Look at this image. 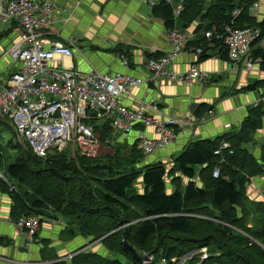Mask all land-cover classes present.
<instances>
[{
  "label": "trees",
  "instance_id": "1",
  "mask_svg": "<svg viewBox=\"0 0 264 264\" xmlns=\"http://www.w3.org/2000/svg\"><path fill=\"white\" fill-rule=\"evenodd\" d=\"M249 3L250 0H213L210 4L205 0H186L185 11L176 22L172 7L165 3L152 11L164 21L166 30L178 25L182 31L192 30L196 37L192 45L199 47L206 45L205 31L230 23L234 10L242 9L235 26L259 27L260 42L264 40V19L257 22L249 15ZM197 17L200 24L196 25ZM222 48L221 42L215 43L213 52L201 56L199 61L220 54V59L228 62L227 52ZM114 51L125 52L131 58L129 48L118 46ZM146 56L158 58L162 53ZM255 57L261 59L264 71V48L258 47ZM263 85L264 80H259L245 90L254 91ZM198 112L196 109L195 114ZM263 118L262 108L250 109L238 129L215 139L189 143L168 163L170 166L162 161L146 163L139 149V155H135L137 141L128 159L115 149L113 155L94 158L80 155L85 164L74 159L63 160L66 152L40 158L29 147L28 151L20 148L17 161L7 166L5 175L3 172L5 180L0 178V182L15 186L13 222L29 216L40 219L60 216L67 223L61 237L67 233L81 235L93 239L89 242L101 241L113 253L128 255L125 261L111 260L96 252L75 249L71 251L76 252L71 262L59 261L62 259L59 257L56 264H144L146 257L141 251L153 257L151 264L162 260L166 264H179L183 259V264H264V200L253 201L247 193L249 181L264 176V141H256L257 132L263 128ZM90 124L103 141L111 137L109 123L99 120ZM0 128L15 133L2 120ZM223 143L229 147L221 149ZM252 144L258 145L259 156L250 149ZM14 146L12 138L9 147ZM217 151L220 153L216 154ZM2 158L0 154V169ZM41 222L33 238L43 245L42 258L46 260L44 252L49 240L40 236L44 223ZM123 225L128 227L118 230ZM238 230L241 235L235 234ZM125 243L138 257L133 256ZM203 249H206V258H203ZM189 255H192L190 259Z\"/></svg>",
  "mask_w": 264,
  "mask_h": 264
},
{
  "label": "built area",
  "instance_id": "2",
  "mask_svg": "<svg viewBox=\"0 0 264 264\" xmlns=\"http://www.w3.org/2000/svg\"><path fill=\"white\" fill-rule=\"evenodd\" d=\"M56 1L5 0L0 4V19L11 22L16 36L1 55L11 61L13 70L6 77L0 75V120L9 123L16 136L40 158L56 152L89 158L104 155L111 140L103 141L90 121L109 123L112 135L121 138L138 132L137 146L146 158L166 149L178 136L194 133L197 125L194 115L156 117L143 104L141 92L146 85H157L163 80L207 86L211 76L199 67V58L211 54L215 43L221 42L222 49L227 52L228 70L242 71L247 76L264 80L262 61L253 54L263 42H259L261 30L257 26H235L242 9L234 10L230 23L205 31L206 45L199 47L192 45L196 39L192 30L182 31L177 27L167 30L170 48L165 52L150 51L162 53V56L147 60L151 77L145 78L126 72L131 68V60L125 52L118 53L120 69L113 73L102 72L93 66L84 71L67 65L76 53L71 39H53L51 29L56 22ZM144 1L151 10L161 3L171 6L175 22L185 11L186 0ZM262 1L250 0L248 13L251 17L257 19ZM71 19L67 16L63 23L67 24ZM189 52L195 57L190 70L178 72L175 65ZM131 101L140 105L133 106ZM151 107L159 111L154 99ZM251 107L264 110V85ZM149 129L154 130L156 137L146 135ZM228 147L223 143L221 149ZM0 178L5 180L1 169ZM14 226L21 235L33 238L41 227V219L38 216L22 217L14 222ZM202 252L206 258V249ZM75 254L69 253L59 261H70ZM152 262L153 257H150L145 264ZM159 264H166V261Z\"/></svg>",
  "mask_w": 264,
  "mask_h": 264
},
{
  "label": "crops",
  "instance_id": "3",
  "mask_svg": "<svg viewBox=\"0 0 264 264\" xmlns=\"http://www.w3.org/2000/svg\"><path fill=\"white\" fill-rule=\"evenodd\" d=\"M4 2L5 0H0V4ZM55 6L56 22L51 29L53 39L60 41L67 38L73 41L72 47L76 54L66 64L77 69L88 71L93 66L105 73L119 70L118 53L114 51L119 46L130 49L131 68L126 72L150 78L146 54L152 50L165 52L170 48L164 21L153 15L144 0H57ZM67 16H72V19L64 24L63 19ZM263 19L264 0L255 20L260 22ZM0 23H4L3 20L0 19ZM0 36H3L0 40V75L6 77L12 72L13 65L8 58H1V55L6 45L13 43L16 37L12 24L8 28L1 27L0 24ZM220 57L199 64L211 76L207 86L199 83L189 86L163 80L157 85L148 84L144 87L141 100L152 115L163 119L194 115L197 119L194 133L178 136L166 149L146 158V163L162 161L168 164L189 143L201 139H215L238 129L248 116L252 109L251 104L259 98L262 87L254 91H247L245 88L262 79L247 76L242 71L228 70V62L222 61ZM194 60L195 57L189 52L175 68L178 72L186 73ZM251 80L252 83H249ZM152 99L158 103L159 111L151 107ZM130 104L140 105L135 101ZM196 109H199L198 114H195ZM137 135L138 132H133L123 138L134 143ZM146 135L156 137L151 129ZM256 141H264V126L257 132ZM250 147L256 155L259 154V151L256 153L258 145L252 144ZM252 189L255 196L260 197L261 201L264 200V176L252 179L249 195ZM12 200L0 189V264H56L57 260L42 258L43 245L38 239L21 235L15 229L11 217ZM45 227L47 229L41 230V238H58L57 226L46 224ZM44 254L47 256L46 251Z\"/></svg>",
  "mask_w": 264,
  "mask_h": 264
},
{
  "label": "rangeland",
  "instance_id": "4",
  "mask_svg": "<svg viewBox=\"0 0 264 264\" xmlns=\"http://www.w3.org/2000/svg\"><path fill=\"white\" fill-rule=\"evenodd\" d=\"M194 1H196V0H194ZM212 1L213 0H205V3L210 4V3H212ZM71 18H72V16H71ZM197 19H199V17H197L195 19V21ZM0 24H1V27L8 28V27H10L11 22H9V23L4 22V23H0ZM195 24L196 25L200 24L199 20H197V22H195ZM177 27L179 28V25ZM257 47L264 48V40ZM257 47L255 49H257ZM255 49L253 50V54L254 55H255ZM240 69H242V67H240ZM249 83H252V80ZM247 87H249V86H247ZM263 126H264V122L262 121V127ZM0 134H1L0 135L1 136L0 137V151H1L0 154L4 156V159L2 158L3 168H1V172L2 173L4 172V175H5V173L7 171V166H10V165L14 164L17 161L18 157L21 154L20 152L22 150L28 151V148H27L28 146H27L26 142L22 138H19L18 136H16V133L13 132V134H12L9 130H6L5 128H3V130L0 128ZM12 138L14 139V143H16V146L9 147V143L12 140ZM108 139L111 140V141L109 143L108 150L104 153V155H106V156L107 155H113V154L116 153L115 149H119L121 151V155L128 156L127 159L129 158V154L131 152V149H132V147H134V143H133L132 140L121 138L120 136H117V135H111V137L108 138ZM17 145H19V146L17 147ZM117 147H120V148H117ZM20 148H22V150ZM138 151H139L138 148H137V150L135 149L134 150V154L135 155H139L140 151L139 152ZM258 151H259V154H260V150H256V153ZM2 152H3V154H2ZM252 152L255 153V151H252ZM56 153H58V152H56ZM27 154L29 156L33 157L31 152H28ZM66 154H65L66 155V159H63V160L68 161L70 159H74V160H76L75 162L80 161L83 164L86 163V162L82 161V159L80 157V154H75V155H71L70 153H66ZM259 154L257 153V155H255V156H259ZM170 163H172V162H170ZM37 164L44 165V162H37ZM170 165L171 164H168V166H170ZM216 176H218V175L216 174ZM250 182L251 181H249V183ZM0 183L5 186V188H3L0 185V189H1L2 193L3 194L4 193L8 194L13 199L12 195H14V194L12 193L13 192L12 191V187H13L12 184H10V183H7V184L5 183L4 184L2 182H0ZM249 183L247 184V193H249V186H251V183L250 184ZM140 185L141 184L139 182L138 188H140ZM253 192H254V189H252L251 190V194L248 195L249 199H252L253 201H261L260 197L255 196V194ZM12 201H14V199ZM51 212H54V211L51 210ZM52 214H54V213H52ZM41 221L44 222L42 224V228H41L42 231L47 229L45 227L46 224H52L53 226H57V228H58L57 229V231H58V238L57 239L45 238V239L49 240V243L46 244V248H45V251L47 252V256L45 254V259H47V260L54 261V260H56L59 257L64 258L69 253H72L71 251H73L75 249H81V251H85V252H93V253L96 252L98 254H102L106 258H108V257L111 258V260L119 259V260L125 261L124 259H128V255L127 256H123L120 253H113L110 250H108L105 247V245L103 243H101V241H98V240H94L92 242H89L90 241L89 239H91V238L88 239V238H85V237H83L81 235L72 236V234H70V233L64 234L61 237L60 234L63 231H65V229L67 228V223H66L65 219L60 217V216L58 217V219L51 218V217H43V219L41 218ZM127 227H128V225H123L118 230H124ZM235 234H237V235L240 234L241 235L242 233L238 230V232H235ZM187 237H191V236H187ZM91 240H93V239H91ZM55 242H57V243L53 244ZM141 252H143L144 253L143 256L146 257L145 262L148 259H150V257L146 254L147 251H141ZM191 257H192V255L191 256L189 255L188 259H190ZM184 261H185V259H183V261L180 262L179 264H183ZM70 262H66V264H72ZM145 262H144V264H145ZM147 264H151V263H147Z\"/></svg>",
  "mask_w": 264,
  "mask_h": 264
},
{
  "label": "water",
  "instance_id": "5",
  "mask_svg": "<svg viewBox=\"0 0 264 264\" xmlns=\"http://www.w3.org/2000/svg\"><path fill=\"white\" fill-rule=\"evenodd\" d=\"M125 246L130 249V251H131V253L133 254L134 257H138L135 250H133L131 247H129V245H127L126 243H125ZM144 259L146 260V258H144Z\"/></svg>",
  "mask_w": 264,
  "mask_h": 264
}]
</instances>
